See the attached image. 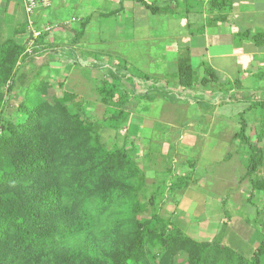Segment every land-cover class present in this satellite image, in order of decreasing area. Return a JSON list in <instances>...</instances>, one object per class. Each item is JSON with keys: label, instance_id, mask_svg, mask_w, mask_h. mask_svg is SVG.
Here are the masks:
<instances>
[{"label": "trees", "instance_id": "1", "mask_svg": "<svg viewBox=\"0 0 264 264\" xmlns=\"http://www.w3.org/2000/svg\"><path fill=\"white\" fill-rule=\"evenodd\" d=\"M136 1L153 14L163 11L144 0ZM228 1L209 3L224 9ZM37 27L41 29L38 22ZM1 31L0 17V37ZM26 31L28 42L18 43L16 34ZM47 37L35 42L31 54L27 53L33 40L28 22L15 30L14 37L0 39V264H261L264 238L251 258L225 245L224 231L209 242L190 238L160 214L163 202L156 205L155 196L148 195L134 149L126 144L110 147L102 141L104 129L118 136L128 122L130 94L124 82L151 80L148 75L129 73L127 62L93 67L106 71L98 86L105 105L101 121L71 109L78 95L65 91L66 79L59 83L61 96L52 100L48 98L52 84L35 79L24 91L15 117L8 114L24 64L50 51ZM177 66L178 87L194 89L200 79L189 49L180 55ZM207 81L220 80L205 65L201 83ZM163 88L156 85L140 97L180 100ZM257 107L264 112V99L249 109ZM247 128L243 124L235 137L249 149L245 179L250 181L249 200L253 201L264 197V178L257 175L264 168V127L256 141ZM183 182L178 180L177 185ZM257 212L256 221L264 234V202Z\"/></svg>", "mask_w": 264, "mask_h": 264}, {"label": "rangeland", "instance_id": "2", "mask_svg": "<svg viewBox=\"0 0 264 264\" xmlns=\"http://www.w3.org/2000/svg\"><path fill=\"white\" fill-rule=\"evenodd\" d=\"M6 3L9 7L3 3L0 4L2 20L0 39L2 42L14 37L15 30L27 24L28 20L23 0H9L8 2L6 0ZM101 5L106 7L105 4ZM159 19L160 17H157L153 20L154 24L147 26L156 27ZM41 26L44 27V24ZM146 27L143 25L141 29L138 27L139 32H143ZM96 28H99L98 25ZM135 38L137 39L129 40L127 43L125 41L112 43L113 49L121 50L120 55L123 56L121 58L128 59L134 65L133 69L128 68L129 73L134 75L138 74L136 70H142L144 73L159 76L164 74L167 77H171L175 72L177 74L178 66L173 64L177 54L173 51L174 49H168V63H164L161 61L163 58H160V54L163 55L161 46L164 47V41L157 42L152 48L149 46L151 54L161 52L158 57H155L160 59V62L158 63L157 60L154 64V62H149L145 52L147 50L145 43L141 42L137 36ZM15 39L18 43L24 44L28 42L29 34L27 31L19 32ZM103 48L104 51L112 49L108 46H103ZM49 50L37 56L34 61L24 64L17 79V85L11 94L8 114L15 117L16 109L24 99V91L35 79V82L44 79L52 84L48 93L49 100H52V97L56 95L61 96L59 83L70 77L65 85V91L74 95L78 94L76 103H74L76 106L74 107L72 103L71 109L74 112H83L93 121H101L105 113V105L100 100L98 86L105 79L106 71L93 67L95 64L103 68L111 67L120 60L112 57V50L109 55L107 52H103V56L95 55L93 61L84 59L75 49H69L65 53L59 52L62 56L51 55L53 51L51 48ZM201 59L193 58V61L191 59L193 69H198V61ZM51 60L60 64L59 72L55 73L50 70L49 61ZM82 60L86 62L85 65L87 64L86 67L83 66L85 70L82 73L71 70L72 68L69 69L72 72L61 71L65 68L63 66L65 61L71 65ZM47 62L49 69L42 68L41 65ZM39 73L42 74L41 77H38ZM79 77L85 81L79 82ZM144 83L138 80L137 88L141 91L146 90ZM216 83L211 82L204 85L201 83L200 89L195 93L183 91L180 87H174V84L164 83V92L170 91L173 93L172 96H180L182 100L177 98L174 101L175 99L168 97L167 99L158 98L152 102L139 98L136 106L133 103L127 106L130 119L128 118L120 134L117 136L114 131L104 129L102 141L110 147L126 144L134 149L137 161L146 176V184L149 186L148 195L155 196L156 205L163 202L160 206V214L171 219L190 238L201 242L199 234L196 235L197 230H203L210 236L212 224L227 222L223 243L244 257L251 258L264 238L256 221L257 211L262 207L264 197L262 199L257 196L250 201L251 196L244 191V198L240 195V198L234 201L233 196L238 193H233V189L238 188L242 180L248 162V159L245 161L244 157L249 156V149L242 146L241 141L236 140L235 136L241 131L242 125L247 123V133L256 141L257 133H260L264 127L262 108L249 109L253 102L264 99V90H262L264 83L258 78L255 82H244V85L252 90L247 91L245 100L238 102L229 100L230 89H225L222 85L223 81ZM124 84L128 88L131 82H124ZM74 87H81L84 92L79 94V89H74ZM193 90L195 88L191 91ZM253 93L256 96L252 95ZM261 146L263 147L264 144L262 143ZM257 175L264 178V168ZM181 179L184 180L183 184L177 185L178 180ZM216 185L220 187L219 191H215ZM242 185L244 186L245 182ZM229 192L231 193L228 194ZM198 205L206 206L205 216L203 212L199 213L201 210L193 217L183 211L186 209L192 214ZM207 238L206 236L205 239ZM178 261L180 263L183 259L180 257ZM261 264H264V258Z\"/></svg>", "mask_w": 264, "mask_h": 264}, {"label": "crops", "instance_id": "3", "mask_svg": "<svg viewBox=\"0 0 264 264\" xmlns=\"http://www.w3.org/2000/svg\"><path fill=\"white\" fill-rule=\"evenodd\" d=\"M52 1V8L41 11L36 17L40 26L47 23L59 26L46 39V44L53 51L51 55L58 56L59 52L65 53L69 49H75L79 51L84 59L93 61L95 60V55L103 56V52H107L109 55L112 50V57L127 62L128 68L132 67L133 69L134 65L128 59L121 58L123 57L120 55L122 53L120 52L121 50L113 49L112 43L124 41L127 43L129 40L137 39L135 38L137 36L147 46L146 55L149 58V62H154V64L158 60L155 57H158L161 52L151 54L148 47L152 48L160 41H164V47L161 46L163 55L160 54V58H163L161 61L164 63H168L167 52H169V48L177 52L173 64H177L180 55L188 49L192 61L193 58H202L198 61L199 66L196 69L200 79L199 84H197L195 90H189V93H195L200 89L201 81L205 77V65L215 73L219 80L223 81L224 84L222 85H224L225 89H230V101L238 102L246 99L245 94L252 88L246 87L244 82H255V79L258 78L264 83V40H256L259 37L264 38V0H229L228 6L226 5L224 9L222 7L221 9L214 8L209 2L205 3L203 0H144L151 5L154 3L156 7L163 9L160 14H153L136 0ZM2 3L9 7L6 0H0V4ZM101 4H105L106 7ZM157 17H160V19L156 27L147 26L151 23L154 24L153 20L157 19ZM73 19L76 21H73ZM97 25L99 28H96ZM141 25L143 27L147 26L143 32H139ZM82 29L84 30L81 33ZM103 46H108V48L111 47L112 49L104 51ZM82 61L74 62L71 65L65 61L63 64L65 68L61 71L72 72L69 71L72 68L71 70L82 73L87 65H85L86 62ZM159 62L160 59L158 60ZM49 65H51V71L55 73L60 71L61 66L57 61L51 60ZM41 67L49 69L48 62L47 64L43 63ZM136 72L148 75L151 80L144 83V88H146L144 91L137 88L138 79L135 84L128 85L129 104L133 103L134 106L137 105V100L141 99V95L147 94V91L156 85L162 87L166 83V85L174 84V87H178L175 79L176 72L171 77H167L164 74H162L163 76L148 74L142 70H136ZM65 79L66 83H68L70 77ZM78 81L83 83L85 80L79 77ZM226 83L228 84L227 86ZM75 88L79 89V94L82 91L84 92L81 87ZM213 88L217 89L215 86ZM252 95L256 96L255 93ZM158 98L160 97L154 100H158ZM180 100H182L181 97ZM244 158L247 161L248 157L245 156ZM246 173L245 169L242 180L237 186L238 188L233 189V193H238L233 196L234 201L238 200L240 195L244 198V191L249 193V196L252 194L249 180L245 179ZM243 182H245L244 186L242 185ZM219 190L220 187L216 185L215 191ZM260 198L263 199V196H260ZM199 210L201 211L199 212ZM183 211L187 212V215L191 217L196 215L197 212H203V216H205L206 206L198 205L194 211L192 210V214L186 209ZM212 226L210 228L211 237L208 233H204L203 230H197L196 235L199 234L201 242L212 241L215 236L223 231L225 235L227 222L212 224ZM206 236L209 239H205Z\"/></svg>", "mask_w": 264, "mask_h": 264}, {"label": "built area", "instance_id": "4", "mask_svg": "<svg viewBox=\"0 0 264 264\" xmlns=\"http://www.w3.org/2000/svg\"><path fill=\"white\" fill-rule=\"evenodd\" d=\"M23 1H24L25 11L28 16V20H27L28 29L33 36L31 45L27 49V53L31 54L35 46V42L37 40H40L44 35L46 36L50 35L59 26L51 23H47L44 25V27H41V29L37 27L36 17L41 11L49 10L52 8L53 6L52 0H23ZM203 1L205 3H208L210 0H203ZM73 21L76 20L73 19Z\"/></svg>", "mask_w": 264, "mask_h": 264}]
</instances>
